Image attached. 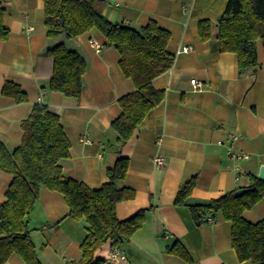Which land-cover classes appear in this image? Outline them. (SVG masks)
Segmentation results:
<instances>
[{"label":"crops","instance_id":"crops-1","mask_svg":"<svg viewBox=\"0 0 264 264\" xmlns=\"http://www.w3.org/2000/svg\"><path fill=\"white\" fill-rule=\"evenodd\" d=\"M226 3L97 0L107 21L136 29L155 21L166 29V49L174 57L171 67L152 80L155 88L164 90V98L119 146L111 123L120 114L119 98L135 85L123 74L116 48L105 44L95 29L72 38L48 36L44 0L3 2L9 36L0 40V142L13 151L21 140L22 121L36 103H42L59 115L69 140V155L61 161L67 177L97 189L108 181L107 171L119 156L128 157L125 178L116 186L131 195L117 202L115 211L123 220L140 210L142 222L119 246L123 259L109 258L116 247L110 242L96 251L101 264H252L238 259L231 244V222L221 213L213 215L214 223L199 222L187 204L176 202L179 187L194 176L189 200L202 203L247 188L249 177H258L264 166V48L257 42V64L239 74L237 55L220 50L215 28L207 40L198 33V22L207 19L215 24ZM91 40L103 47L97 50ZM59 43L85 63L79 97L49 88L53 60L47 52ZM184 45L191 50L179 52ZM193 78L201 82L198 88L192 86ZM17 89L25 100H15ZM230 152L249 157L238 159ZM158 154L164 157L160 166L153 160ZM11 179L0 169V204ZM243 217L251 222L262 219L264 197L245 209ZM28 226L42 264H71L80 258L84 221L68 216L61 193L41 189ZM173 247H182L188 258L171 251ZM4 264L25 262L12 253Z\"/></svg>","mask_w":264,"mask_h":264},{"label":"trees","instance_id":"trees-1","mask_svg":"<svg viewBox=\"0 0 264 264\" xmlns=\"http://www.w3.org/2000/svg\"><path fill=\"white\" fill-rule=\"evenodd\" d=\"M3 2L0 0V40L9 36L3 23ZM96 2L44 0V23L46 34L52 37L64 34L72 38L95 29L101 33L105 44L118 51L120 68L135 85L132 91L119 98L120 114L111 123L121 146L135 134L145 115L164 98V90L155 88L152 80L171 67L174 57L166 49L169 32L155 21H149L139 29L113 23L107 21ZM213 28L220 50L237 55L238 73L243 74L257 64V42L264 48V0H227L221 18L215 24L207 19L198 22L200 38L209 39ZM47 55L53 60L49 88L66 96L79 97L81 77L86 69L81 57L62 43L49 49ZM15 100H25V94L19 89ZM58 117L47 105L36 103L22 121L19 145L10 152L0 142V169L12 177L5 201L0 204V264H4L12 253L20 255L25 264H42L36 255L28 223L43 188L61 193L68 206V216L84 221L81 256L71 264H101L100 259H95L98 249L107 242L113 247L122 245L141 225L142 211L123 220L115 211L116 203L131 195L116 186L117 181L125 178L128 157L119 156L107 171L108 181L97 189L67 177L61 161L69 155V140ZM195 179L194 176L179 187L176 202L187 204L199 222L206 214L221 213L231 222V244L238 259L264 264V217L255 222L243 217L245 209L264 197V180L252 175L248 190L242 195L231 190L218 198L198 203L189 200ZM170 250L188 258L182 247Z\"/></svg>","mask_w":264,"mask_h":264},{"label":"built area","instance_id":"built-area-1","mask_svg":"<svg viewBox=\"0 0 264 264\" xmlns=\"http://www.w3.org/2000/svg\"><path fill=\"white\" fill-rule=\"evenodd\" d=\"M91 44L97 49V50H100L103 46L97 42V41H94V40H91L90 41ZM191 50V46L190 45H184L181 47V49L179 50V52H188ZM192 86L194 88H198L200 85H201V82L198 81L197 79L193 78L190 80ZM232 139H236L237 136L236 135H232L231 136ZM219 143H221V141H219ZM231 155L235 158H238V159H243V158H248L249 157V154H246V153H241V152H230ZM153 160L155 162V164L157 166H160L164 163V157H162L161 155H155L153 157ZM202 221L205 222V223H214L216 221V219L211 216V215H205L202 217ZM112 252H110L109 254V258L112 259V260H116V259H123L125 257V254L123 253V251L121 250V248L119 246H116L114 247V249L111 250Z\"/></svg>","mask_w":264,"mask_h":264},{"label":"water","instance_id":"water-1","mask_svg":"<svg viewBox=\"0 0 264 264\" xmlns=\"http://www.w3.org/2000/svg\"><path fill=\"white\" fill-rule=\"evenodd\" d=\"M257 176H258V178H261L262 180H264V166L260 167L259 173ZM247 190H248V188H240V189H237L235 191V194L239 196V195H242Z\"/></svg>","mask_w":264,"mask_h":264}]
</instances>
